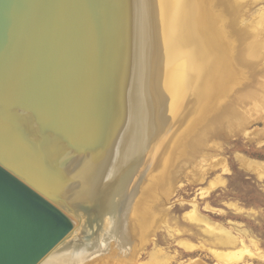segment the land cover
Segmentation results:
<instances>
[{"label":"water","instance_id":"1","mask_svg":"<svg viewBox=\"0 0 264 264\" xmlns=\"http://www.w3.org/2000/svg\"><path fill=\"white\" fill-rule=\"evenodd\" d=\"M135 10L0 0V264H38L75 228L65 208L104 215V193L73 201L69 184L103 164L125 122Z\"/></svg>","mask_w":264,"mask_h":264},{"label":"bare ground","instance_id":"2","mask_svg":"<svg viewBox=\"0 0 264 264\" xmlns=\"http://www.w3.org/2000/svg\"><path fill=\"white\" fill-rule=\"evenodd\" d=\"M243 1L135 0L136 53L129 91L130 106L125 122L122 121L121 125L119 121L117 122L116 126H120L119 132L115 134L109 153L103 159L105 162L103 161L102 165L93 169L88 168L91 171L88 172L86 180L69 184L71 189L69 195L73 201H77L83 195V198H88L92 202L98 195L104 193L107 202L101 205L102 210L104 213L108 212L111 217L113 210L118 208L119 197L124 191L131 189L128 209H130V217L133 219L136 217V220L131 221L124 230L126 232L122 234L120 231L123 228L121 230L118 228L117 235L122 238V243L108 246L103 240L101 248L98 246L84 255L82 251L90 250L89 247L83 249L82 245H78L80 247L78 251L82 248L79 258L71 260L70 257L69 260L67 257L72 256L77 247L73 248L72 252H67L68 254L62 251L61 255L60 252L54 253V251L74 233L77 229L74 228L38 264L173 263V257L170 259L166 253L159 251L151 252L149 262L139 263L137 259L139 251L143 249L139 245L149 241V229L154 227L153 230H155L158 227L156 223L161 224L163 220H166L165 210H162L164 206H161L162 201L155 198L157 199L163 193L168 196L172 193L170 191L174 188L177 171L180 172L194 160L193 157L189 160L185 158L190 153L197 156V150L201 147V138L208 136L213 129V123L216 124L221 119L231 121L236 118L237 121H245V116L248 117L250 113L253 115V112H248L249 110L240 114L235 104L231 103L235 100L239 102L245 94L248 95L253 91H248V89H254L250 86L246 88L241 86L248 78L243 66L249 58V61L256 62L263 51L262 46L260 49L253 45L251 49L246 50L243 45L245 42L248 44L258 35V31L252 29V22L240 24L241 20L234 15L235 11L243 5ZM249 29L250 32L247 33ZM248 34L250 38H247ZM203 64L208 65L205 66L202 83L200 69ZM213 75H216L215 79L212 78ZM261 76L264 75H257V80ZM230 84L237 87L238 91H225V86ZM228 94L230 96H226ZM179 115L182 120L178 123L176 120ZM206 117L208 119L204 121L214 122L209 124L210 126L199 128ZM246 119L248 124L249 117ZM149 121L153 127L150 129V138L147 140L143 131L145 123ZM235 123L238 127L245 126L244 122L241 125L238 122ZM155 153L157 154L156 162L151 168H159L160 171L157 173L148 167L151 166L150 158ZM77 159L79 158H75L74 163ZM179 159L184 161L181 165ZM216 160H203L207 166L203 167L202 161L200 167L198 165L200 170L197 166L196 169L201 175L215 166H221L224 171L230 170L225 160ZM241 164L247 169H256L260 175H264V163L244 157L241 158ZM147 167V172L141 175ZM171 169L173 170L170 172ZM116 194H118L117 198ZM112 198L116 200L109 201ZM71 219L76 224L72 217ZM196 219L205 225V234L209 236V243L214 247L205 243L193 244L181 241L187 251L196 248L210 250L217 260L216 264H253V261L250 262L244 259L245 257L264 263V252L258 247L256 241H252L251 247L241 233L235 235L224 226L199 213ZM105 229L106 227L98 233V237L104 234ZM186 264H205V262L194 259Z\"/></svg>","mask_w":264,"mask_h":264},{"label":"rangeland","instance_id":"3","mask_svg":"<svg viewBox=\"0 0 264 264\" xmlns=\"http://www.w3.org/2000/svg\"><path fill=\"white\" fill-rule=\"evenodd\" d=\"M234 15L241 20L239 21L240 24L243 22H252L253 31H258L257 37H254L248 44H246V42L243 44L246 50L247 48L251 49L253 45V47H259L260 49L262 46L261 50H263L261 51L262 55L260 54L256 62L255 60L249 61L250 58L248 57L249 60H246V65L244 64L243 66L246 70L245 75H248V78H246L241 86H245V88L250 86V88L254 89H248V91H253L248 95L245 94L246 97H242L239 102L237 100L231 102L235 104L240 114L249 110L248 112H253V115L252 113H248V124L246 123L247 116H245L246 118L244 117L245 121H237L236 118V121H230L229 119L227 121H222L221 119L216 122V124L213 123V129H211L208 136L206 138H201V147L197 150V156L190 153L185 158V160L187 158V160H189L193 157L194 160L186 165L180 171L181 173L177 171L175 176L176 180L173 183L174 188L170 191L172 193H170L169 196L163 193L160 194L157 199L155 198V200L160 199V201H162L161 206H166L165 209L164 207L162 208L163 211L165 210L166 220H163L161 224L156 223L158 227L155 230H153L154 227L149 229V241L139 245L143 248L138 254L139 256L137 259L139 263L149 262L151 252L159 251L166 253L170 259L173 257L172 264H186L194 259H201L205 264H216L217 260L210 250L196 248L192 251H187L184 245L181 244V241H186L193 244L205 243L208 246H212L211 243H209V236L205 234V225L199 223L196 219L198 213L224 226L235 235L241 233L247 244L251 247L252 241H256L258 247L264 252V175H260L256 169H247L241 164V158L244 157L264 163V76L258 77L259 80H257L256 77L259 74L264 75V0H244L243 5L235 11ZM233 25L235 27V24ZM249 32L250 29L249 31L247 30V33ZM247 38H250L249 34ZM206 65L203 64L200 69L202 83L204 80L203 72ZM208 69L209 66L206 74L208 73ZM212 78L215 79L216 75H213ZM224 90H230V92L234 90H236V92L238 91L237 87L232 84L226 85ZM234 92L231 94V97ZM229 94L226 96H230ZM251 95H253L252 98ZM207 119V117L203 119L199 128H204L207 125L210 126L209 124L214 122L204 121ZM181 120L182 118L179 115L176 122L179 123ZM195 122L193 124H195ZM235 122L240 123V125L244 122L245 126L238 127ZM187 125H189V123ZM152 127L153 124L150 121L145 123L143 134H145L147 140L150 138L149 133ZM246 132L248 133L246 134ZM156 157L157 154L155 153L150 158L151 161L149 163H151V166H148L150 169H153L151 167L153 166L152 164L156 162ZM207 159L212 161L216 159L220 161L225 160L231 171H224L221 166H215L207 169L206 172L201 175L200 171H198L200 170L199 167L202 161ZM181 160L182 159H179L180 165L184 162ZM178 164L177 166L180 167ZM202 165L203 167L207 166L204 161ZM148 167L142 171L141 175L147 172ZM153 170L155 173L160 171L159 168H154ZM172 170L173 169H171L170 172ZM199 177L201 178L200 180ZM140 178L141 177H139V179ZM130 194L131 189H127L119 197L118 208L113 210L111 217L108 215V212H105V215H102L103 217L98 216L91 207L86 209L84 204H80V206L77 207V211L73 212L65 208V212L76 221L75 229H77L74 230V233L68 237L54 253L60 252L62 255L63 253L61 252L64 251L68 254L67 252H72V249L77 247L72 256L67 257L69 260L70 257L71 260H75L79 258L82 248L89 247L90 250L85 249L83 250L84 252L82 251L83 255L88 254L100 246L103 240L108 246L122 243V238L120 235H117L118 228H120V230L123 228L122 231L119 230L122 234V232H126L124 230L128 227V224L136 220V217L133 219L130 217L131 213L129 214L130 209H128V204L130 199L128 197ZM117 196L118 194H116L115 197L117 198ZM190 215H192L193 218ZM105 225L106 229L104 234L97 237L99 235L98 233L104 229ZM78 245L83 246H81L82 248L79 251L78 248L80 247H78ZM101 246L99 248H101ZM244 259H248L250 262L253 261V264H264L257 259H251L249 257H245Z\"/></svg>","mask_w":264,"mask_h":264},{"label":"trees","instance_id":"4","mask_svg":"<svg viewBox=\"0 0 264 264\" xmlns=\"http://www.w3.org/2000/svg\"><path fill=\"white\" fill-rule=\"evenodd\" d=\"M105 227H106V226H105ZM105 227H104V228H105ZM97 237H98V236H97Z\"/></svg>","mask_w":264,"mask_h":264}]
</instances>
